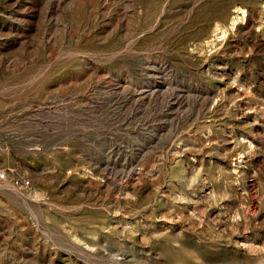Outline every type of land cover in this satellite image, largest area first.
I'll return each instance as SVG.
<instances>
[{"label":"rangeland","instance_id":"1","mask_svg":"<svg viewBox=\"0 0 264 264\" xmlns=\"http://www.w3.org/2000/svg\"><path fill=\"white\" fill-rule=\"evenodd\" d=\"M0 173V264H264V0H0Z\"/></svg>","mask_w":264,"mask_h":264},{"label":"built area","instance_id":"2","mask_svg":"<svg viewBox=\"0 0 264 264\" xmlns=\"http://www.w3.org/2000/svg\"><path fill=\"white\" fill-rule=\"evenodd\" d=\"M2 178H4V174L3 173H0V179H2ZM19 183V181H16V184H18ZM20 183L23 185V184H28V181H20Z\"/></svg>","mask_w":264,"mask_h":264}]
</instances>
